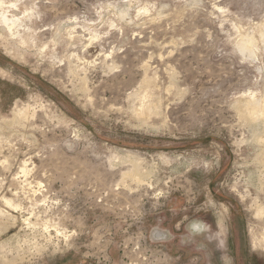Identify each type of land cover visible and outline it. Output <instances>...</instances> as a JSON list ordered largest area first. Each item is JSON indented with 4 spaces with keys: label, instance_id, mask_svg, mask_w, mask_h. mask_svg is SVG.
I'll return each mask as SVG.
<instances>
[{
    "label": "rangeland",
    "instance_id": "1",
    "mask_svg": "<svg viewBox=\"0 0 264 264\" xmlns=\"http://www.w3.org/2000/svg\"><path fill=\"white\" fill-rule=\"evenodd\" d=\"M2 1L31 30L0 37V244L24 247L0 264H264V117L237 108L264 99V0Z\"/></svg>",
    "mask_w": 264,
    "mask_h": 264
},
{
    "label": "bare ground",
    "instance_id": "2",
    "mask_svg": "<svg viewBox=\"0 0 264 264\" xmlns=\"http://www.w3.org/2000/svg\"><path fill=\"white\" fill-rule=\"evenodd\" d=\"M16 4V3H15ZM15 4H12V6L11 7H7V8H5V2H3L2 0H0V33H2L1 35H0V37H2L3 35H7V36H9V37H11V39L12 40H17V39H21V41H22V44H24V42H25V39H24V37L25 36H28L27 34H26V31L28 30V32H30L29 30H31L30 28H26V30L24 29V34H22L21 32H20V29L21 28H25V26H24V23H25V20H27V19H29L30 18V16H28V18H19L18 17V14L17 13H15L13 10H14V8L16 7V5ZM116 6V5H115ZM19 7V6H18ZM10 9L12 10V11H10ZM116 9V8H115ZM19 10V9H18ZM20 11V10H19ZM17 12V11H16ZM128 15V14H127ZM122 16H124V14H122ZM87 27V26H86ZM60 31V30H59ZM263 31V30H262ZM246 33V32H245ZM263 33V32H262ZM59 34V33H58ZM241 34V33H240ZM25 35V36H24ZM71 36V35H70ZM8 37V38H9ZM243 37V36H242ZM74 37H72V39H73ZM99 38V36H98V34H94V37H92V39L91 40H97ZM246 38V37H245ZM245 38H243L241 41H237L239 44H238V47H239V49L241 50V52L244 54V53H247V51L250 49V48H252L253 49V47H255L254 45V43H253V41L251 40V39H245ZM16 42V41H15ZM20 43V42H19ZM21 44V43H20ZM25 45H26V43H25ZM24 46V45H23ZM252 49H250V50H252ZM240 52V51H239ZM245 55V54H244ZM13 58V57H12ZM72 73V72H71ZM0 74L1 75H6V72H4V71H2L1 69H0ZM10 75V74H9ZM81 80H83V82H86V77H84V78H82ZM146 84L147 85H149L150 84V82L149 81H147L146 82ZM148 87V86H147ZM146 90L148 91V89L146 88ZM138 96V95H137ZM151 96V95H150ZM139 99H140V101H141V105L143 106L142 108L144 109V108H147L148 110L150 109V108H148L149 106H148V104H146L145 105V101L143 100V99H146L147 100V97H144L143 99H141L142 98V96H141V98H140V95H139V97H138ZM149 98V97H148ZM239 101V100H238ZM131 102V101H130ZM138 102V101H137ZM37 103V102H36ZM152 104V103H151ZM22 107V106H21ZM153 110L154 111H157L158 110V104H153ZM237 108H238V110H239V112H241V113H247V115H249V117L248 118H250V120L251 121H253V122H258V120L262 117H264V99H257L256 97H252V98H250L248 101H246L245 103H242V102H240L238 105H237ZM237 111V110H236ZM139 113V112H138ZM159 113V112H158ZM141 114L142 113H139V116H141ZM35 115H36V111H34V112H31V109H30V106H26V107H24V108H22V109H20V110H18L17 112H16V116H15V119H17L18 121H20L22 124L24 123V121H28V119H30V118H34L35 117ZM246 117V118H247ZM18 121H16V120H14V122H18ZM6 123V122H5ZM8 125V124H7ZM24 127V126H23ZM264 131V130H263ZM262 131V132H263ZM9 132V131H8ZM262 132H260V133H262ZM258 133V132H257ZM256 134V133H255ZM256 136H257V134H256ZM257 140V143H260V144H264V137H259V138H257L256 139ZM2 141V140H1ZM3 143V142H2ZM259 144V145H260ZM258 145V144H257ZM2 146V145H1ZM261 146V145H260ZM7 147V146H6ZM2 148V147H1ZM262 156H261V163L263 164V169H264V147H262ZM128 152H129V150H128ZM132 153V152H131ZM134 153V152H133ZM130 154V153H129ZM136 154V153H135ZM133 155V154H132ZM132 155H129L128 157H129V159L130 158H132L133 156ZM138 156V155H137ZM128 159V158H127ZM117 160V159H116ZM8 162V161H7ZM121 162H123V161H121ZM136 161H134L133 163H135ZM127 163H129V162H127ZM138 163V162H137ZM136 163V164H137ZM4 164H6L5 162H4ZM30 164H32V163H30ZM122 164V163H121ZM123 164H126L125 162L123 163ZM257 164V163H256ZM260 164V163H259ZM8 165V164H7ZM138 165V164H137ZM136 165V166H137ZM261 165V164H260ZM139 166V165H138ZM143 166V165H142ZM1 167H2V165H1ZM3 167H4V165H3ZM29 164L27 163V161H24L23 162V164H22V166H21V168L19 169L20 171L18 172V173H20L21 174V176H17L16 177V179H19L20 180V178H24V180H22L23 181V183L24 182H27V179H28V176H29V173H30V169H29ZM129 171V170H128ZM263 171V170H262ZM258 172H259V170H258ZM124 174H126V176L127 177H129V178H133L134 180H138V181H141V174L139 173V169L136 167V168H134L133 170H131V171H129L128 172V174L127 173H124ZM150 174V173H149ZM259 175V174H258ZM31 176V175H30ZM146 176V175H145ZM262 176V175H261ZM260 177V176H259ZM258 177V178H259ZM263 177V176H262ZM260 180V179H259ZM262 180H263V178H262ZM0 181H3V180H0ZM18 181V180H17ZM18 182H20V181H18ZM31 182L32 181H30V182H28V184H26V186H29L30 187V189L32 188L31 186ZM33 183V182H32ZM0 184H2V182L0 183ZM37 185H38V187L39 188H41V187H43L42 186V183H36ZM35 184V185H36ZM262 184V183H261ZM21 185H23V184H21ZM31 185V186H30ZM45 185V184H44ZM35 187V186H34ZM45 188V187H44ZM262 188V187H261ZM22 189V188H21ZM42 189L43 188H41V191H39V192H42ZM33 190V189H32ZM35 190V189H34ZM40 190V189H39ZM46 190V189H45ZM23 191H24V189H23ZM37 191V190H36ZM36 191H32L33 192V195L35 196V194L37 193ZM44 191V190H43ZM24 193V192H23ZM26 193V192H25ZM28 193V192H27ZM26 193V194H27ZM40 194V193H39ZM32 195V196H33ZM18 197V196H17ZM28 197H30V196H28ZM45 197V196H44ZM31 198V197H30ZM33 198V197H32ZM46 198V197H45ZM29 199V198H28ZM19 198H18V200H15V199H11V198H7V197H3L2 198V202L4 203V205L7 207V208H9L10 210H12V211H14L15 213H17L18 211H20L21 210V208H22V206H21V201L19 202ZM33 202V201H32ZM44 202V201H43ZM40 203V202H39ZM23 205V204H22ZM32 208V207H31ZM25 209V208H24ZM8 211V210H7ZM260 211H262V213H264V208L262 209V210H260ZM23 212V211H22ZM45 212V211H44ZM261 213V212H260ZM258 214V213H257ZM34 214H32V216H33ZM0 217H5V214L3 213V211H0ZM16 219H14V221H15ZM41 220V219H40ZM8 221V220H7ZM41 221H45V220H41ZM47 221V220H46ZM23 222H24V225H26V228L28 229V230H30V232L31 231H37L38 229H39V227H40V224L38 223V222H32L31 221V217L30 218H26V219H24L23 220ZM220 223H222V222H220ZM49 225H51V222H50V224H48L47 222L46 223H43L42 225H41V228L43 229V231L45 232V233H47L48 234V237H46V238H48L49 240H51V231H55L58 235H65L66 236V233L65 232H62V230L61 229H59L58 227L56 228L54 225H51L52 227L54 226L55 228L54 229H51V227L49 226ZM56 225V224H55ZM2 226H4L2 223H0V235L2 234V232H3V229H2ZM6 226V225H5ZM4 226V228L7 230V229H9L8 227H5ZM6 232V231H5ZM37 232H39V231H37ZM34 234V233H33ZM44 234V233H43ZM36 235V234H35ZM27 236V235H26ZM262 236V235H261ZM36 237V236H35ZM66 237H68V236H66ZM43 238V237H42ZM45 238V239H46ZM264 238V237H263ZM18 239V241H17V245H20L21 244V239L17 236V238H16V240ZM13 240V239H12ZM11 240V241H12ZM27 240H29L30 241V239L29 238H27ZM26 240V241H27ZM10 241V240H9ZM25 241V240H24ZM24 241H23V243H24ZM25 241V242H26ZM254 241V240H253ZM261 241H262V239H261ZM13 242V241H12ZM263 244H264V239H263ZM27 244V243H26ZM34 244V243H33ZM254 245V244H253ZM260 245V244H259ZM14 247V245L12 244L11 245V242H2L1 244H0V261H7V258H6V252H8V251H10V254H11V249H13V247ZM255 247V246H254ZM16 248V246L14 247V250H18V249H22L23 250V248H18V249H15ZM37 248V247H36ZM260 248V247H259ZM25 250H27V249H25ZM18 256H19V253H18ZM17 256V257H18ZM20 259H22V258H20ZM24 260V259H23ZM1 263V262H0Z\"/></svg>",
    "mask_w": 264,
    "mask_h": 264
},
{
    "label": "crops",
    "instance_id": "3",
    "mask_svg": "<svg viewBox=\"0 0 264 264\" xmlns=\"http://www.w3.org/2000/svg\"><path fill=\"white\" fill-rule=\"evenodd\" d=\"M4 71V70H3ZM5 72V71H4Z\"/></svg>",
    "mask_w": 264,
    "mask_h": 264
}]
</instances>
